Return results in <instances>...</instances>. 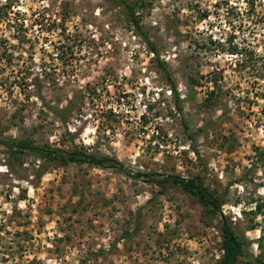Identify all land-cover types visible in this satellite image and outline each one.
Instances as JSON below:
<instances>
[{
  "label": "rangeland",
  "instance_id": "obj_1",
  "mask_svg": "<svg viewBox=\"0 0 264 264\" xmlns=\"http://www.w3.org/2000/svg\"><path fill=\"white\" fill-rule=\"evenodd\" d=\"M137 12L155 53L105 0H0V264H218L220 217L168 176L264 261V0ZM21 141L117 164L9 158Z\"/></svg>",
  "mask_w": 264,
  "mask_h": 264
},
{
  "label": "trees",
  "instance_id": "obj_2",
  "mask_svg": "<svg viewBox=\"0 0 264 264\" xmlns=\"http://www.w3.org/2000/svg\"><path fill=\"white\" fill-rule=\"evenodd\" d=\"M105 1L111 3L117 8L122 9L123 15L133 27L135 34L143 38L150 51L155 53L156 51L153 45L148 41L145 32L140 26L137 15V10L143 7L145 0H135L132 2H128L127 0ZM161 67L164 69V65H161ZM171 91L175 96L174 108H176L177 111H181L175 89H172ZM67 108L65 107L63 110H66ZM6 148V154L11 159H15L16 156L23 154L24 151H27L35 159L42 160L47 164L59 166H66L68 164H89L96 167H104V164L107 162H112L113 164L116 162L117 164V161L108 157L99 158L92 154L83 153L77 149L72 152H64L62 150L52 149L49 147H32L23 141L19 143L13 142L11 145H6ZM262 155L263 152L259 154V156ZM243 178L245 177L243 176ZM196 179L198 178L196 177ZM196 179H183L177 176H168L163 177L161 181H158V184L177 185L183 192L195 198L209 217H220L222 256L218 264H264V261H262L260 257H253V255H251V253L248 251V243L243 234H239L235 230V227H233L231 223L228 222L226 217L222 215L220 198L216 197L213 193L209 192L205 187H203L200 181L196 182ZM254 204L255 212L260 214L261 204ZM253 228L254 227H251V229ZM259 246L261 247V245H258V247Z\"/></svg>",
  "mask_w": 264,
  "mask_h": 264
}]
</instances>
